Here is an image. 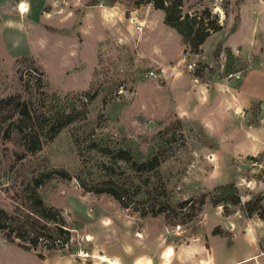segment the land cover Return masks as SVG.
Listing matches in <instances>:
<instances>
[{"label":"rangeland","instance_id":"374dc122","mask_svg":"<svg viewBox=\"0 0 264 264\" xmlns=\"http://www.w3.org/2000/svg\"><path fill=\"white\" fill-rule=\"evenodd\" d=\"M19 1L0 0V97L18 93L23 99L35 100L44 95L41 92L60 97L69 92L77 107H80V99L87 104L82 117L63 127L40 150L21 158L16 155V151L22 149L20 133L13 131L10 138L0 137V206L6 210L11 211L16 206L15 201L32 169L60 167L70 174L66 178L53 176L38 187L43 200L56 212L53 223L69 229L68 241L62 247L47 249L46 242L39 240L36 247L26 250L8 242L0 231V264H90L103 260L120 264L98 254L101 249L97 242L105 244L104 238L113 237L112 225L127 228L141 242L149 236L145 232L148 228L158 243L173 245L175 249L192 241L207 247V234L219 225L224 237L211 238V254L223 260V257L229 259L254 252L256 259L264 264V222H258L262 218L257 213L246 217L241 210L242 202L251 193L264 195V133H259L260 146L254 147L251 153L238 146L243 135L239 129L224 132L210 126L212 131L208 132L197 120L180 118L170 109H162L165 106L162 97L157 102L164 106L150 108L146 93L166 99L167 78L164 71L155 76L149 74L148 70L154 67L159 72V64H150L149 56L145 60L137 54L138 48L142 51L149 48L154 34L139 41L138 36L128 30L133 6L140 4L135 0H95L94 3H89L90 0H22L30 1L31 8L24 3L18 6ZM239 1L186 0L183 8L192 11L208 5L214 12L217 4L219 9L224 8L227 14L235 16ZM52 5L55 10L50 13L62 15L61 22H56L64 26L60 32L52 28L55 23L47 13ZM17 6L21 11L27 9L26 12H20ZM259 8L252 3H240L239 13L250 23H256L258 36L264 38V12ZM86 10L87 29L80 30ZM44 15H50V19ZM222 33L207 39L201 53L203 57L212 56L211 44L223 37ZM176 35L167 37L170 58L181 53L180 38ZM57 37L64 44L56 43L54 38ZM70 42L71 55L66 57ZM57 50L60 53H56ZM221 61L223 67L218 62L220 68L216 65L214 68L221 69L219 74L225 76L236 63L228 56ZM182 65L184 72H190L183 61ZM79 93L81 96H77ZM256 117L254 114L251 121L255 122ZM234 135L238 144L230 141ZM219 138H222L220 142ZM90 142L126 149L140 160L157 154L160 163L149 171L136 172L123 160L111 159L90 147ZM108 176L124 182L131 193H136L135 197L154 195L166 200L174 209L156 215L130 213L109 193L84 190L79 181L82 178L91 182ZM229 181L235 182L241 203L229 204V213L225 214L221 203H213V195L217 185ZM185 198L192 199L191 205L180 209L178 202ZM243 222L258 235V242L251 244L240 234L242 228H236L235 244L229 248L226 239H232L231 229L234 225L241 227ZM84 251L89 254L78 256ZM170 251L168 247L166 252ZM38 252L44 253V258H40ZM206 253V249L200 248L183 264H195L192 263L195 258L204 264L201 258ZM171 264L180 263L172 257ZM235 264L255 262L240 260Z\"/></svg>","mask_w":264,"mask_h":264},{"label":"crops","instance_id":"0c3cea01","mask_svg":"<svg viewBox=\"0 0 264 264\" xmlns=\"http://www.w3.org/2000/svg\"><path fill=\"white\" fill-rule=\"evenodd\" d=\"M20 3H24L31 8L30 1L24 2L20 0L18 6ZM240 3L259 5V9L264 12V0H240L237 5L239 21L236 27L231 29L234 16L227 14L224 8L219 9L216 4L214 12L218 13L220 16L222 27L211 32L201 43V51L198 53L194 52L192 55V59L201 66L202 64H206L202 67V77L195 76L193 74L195 70L192 73L183 71L182 52L184 51L185 44L182 41L181 35L175 28L163 22L164 12L162 9L153 7L150 2L145 3V5L140 3L138 6H133L131 17L134 18V21L129 18L127 28L132 34L138 36L139 41L140 39L144 41L154 34L149 48H146L145 51L138 48L137 54L139 57H144L145 60L149 56V63L159 64L158 66L164 71V77L167 78V80L165 79L166 84L164 87L166 88L164 91L167 93L166 99L162 95L157 97L155 94H150L151 92L146 93V99H149L150 108H152V105L159 109L164 106H160L157 102V99L162 97V102L165 103L162 109L168 108L173 114L180 118L197 120L208 132L212 131L210 126L224 132H227V130L239 129L243 135L238 146L247 148L251 151L254 147L260 146L261 137L259 133H264V116L262 115L264 112V38L258 36L256 23H250L239 13ZM26 10L19 11L26 12ZM53 10H55V8H53L52 5L47 13H52ZM51 13L50 15L53 18L51 20H53L55 24H48H52V28L56 32H60L64 26L56 25V22H61L60 19L62 15L55 13L52 15ZM50 15L44 16L46 19H50ZM87 16L86 10L85 13L82 14L80 30L87 29ZM254 21H256V18H254ZM137 24L142 25L141 30L137 28ZM221 31H223L222 34L224 36L216 38L211 44L212 56L203 57L201 53L207 39ZM176 34H178V36ZM170 35H176L180 38L181 42V53L175 58H170L168 52V43L166 41L167 37ZM59 38L60 37H57V39L54 38V41L56 43L62 41L64 44V41ZM218 43H221V49L216 57L214 55V50ZM68 46V54L66 57L71 55V42ZM57 48H59V46H57ZM227 49L230 50L236 63L233 70L239 69L243 71V75L239 80L226 78L219 74V70L221 69L216 70V68H214V65L218 67L220 61L226 58ZM56 53H60V50H57ZM218 68H220V66ZM254 114L257 117L255 122H252L251 118ZM223 138L225 140L226 135H224ZM220 140H222V138H219L218 142H220ZM230 141H235V144H238L235 135ZM252 152L253 151H251V153ZM258 222H264V219ZM241 224H243L241 227L234 225L233 229H231L233 236L231 242L228 243L229 248L233 247L235 244L237 238L236 234L238 232L236 228H242L240 234L245 236V238L247 237L251 244L254 245L255 242H258V235L251 232L250 226L246 227L244 222ZM119 226L112 225L111 228L114 230L113 237H109L108 239L104 238L105 244L100 245L101 242H97V247L101 249V253L99 252L98 254L113 258L120 264H171L172 257L177 258L178 262L183 264L185 260L192 259V255L198 252L200 248H204L207 251L206 255L201 258L204 264H235L240 260H254L255 264H263L260 260L256 259L257 253L254 252H245L241 257L233 256L229 259L223 257V260H218L216 256L210 252L212 248L211 238L216 236L219 238L224 237L221 234H212L209 232L207 234V247L199 241H192L183 246L181 245V247L177 246L175 249L173 245H165V243L161 242L158 243L156 238L153 239V235L148 228L145 232H147L149 236L145 241L141 242V239L133 232L123 227L120 229ZM168 247H171V251L167 253L166 249ZM79 262L83 263V261ZM192 263L200 264L196 258ZM90 264L109 263L103 260L99 263L95 261Z\"/></svg>","mask_w":264,"mask_h":264},{"label":"trees","instance_id":"16d2710c","mask_svg":"<svg viewBox=\"0 0 264 264\" xmlns=\"http://www.w3.org/2000/svg\"><path fill=\"white\" fill-rule=\"evenodd\" d=\"M90 0L89 3H94ZM186 0H135L136 3L150 2L153 7L160 8L164 12L163 22L173 28L181 35L184 42V51L189 48L192 52L201 51V43L213 31L222 27L218 13L212 12L208 5L194 10H184ZM238 5V2L237 4ZM239 21L236 13L232 28H235ZM221 49L218 43L214 55L217 57ZM227 56H233L227 49ZM202 64L195 69L193 74L202 77ZM229 69V67H227ZM36 97L35 100L23 99L20 94L13 93L0 97V137L10 138L12 132L20 133L21 151H16L18 158L26 153H34L40 150L43 144L52 139L63 127L70 122L83 116L86 110V102L80 99V107L69 97V92L63 96L48 94ZM87 94V93H85ZM81 96V93L79 95ZM91 94L90 97H92ZM90 147L106 154L111 159H121L136 172H146L159 165L160 159L157 154L150 155L145 159L133 157L131 153L123 148H112L107 145H100L95 142L89 143ZM69 172L60 167H47L41 170L32 169L31 175L21 189L17 197L16 206L8 211L0 206V231L3 237L18 246L29 250L36 247L39 240H44L47 249H54L64 246L69 239V229L60 224H54L56 212L43 200L38 187L52 178L59 176L66 178ZM80 185L84 190L94 193L106 192L115 197L121 207L127 208L128 212L138 211L141 215L150 213L156 215L160 212L174 209L166 200L158 199L154 195L144 198L135 197L136 193H131L129 187L124 182L108 176L96 181L87 182L79 178ZM216 193L213 195L214 204H222L223 212L229 213V204L241 203L238 188L233 181L219 184L215 187ZM138 192V191H137ZM264 195L262 193H251L241 204L243 214L248 217L252 213L264 219ZM189 198L178 202L180 209L191 205ZM212 234H222L220 226L215 225ZM231 242L230 239L227 240ZM40 258H44V253L38 252Z\"/></svg>","mask_w":264,"mask_h":264},{"label":"built area","instance_id":"2783aa9c","mask_svg":"<svg viewBox=\"0 0 264 264\" xmlns=\"http://www.w3.org/2000/svg\"><path fill=\"white\" fill-rule=\"evenodd\" d=\"M131 20H134L133 17H131ZM220 20V19H219ZM137 28L138 29H141L142 28V25L141 24H137ZM194 52H192L189 48H187L185 51H183V55H182V61L185 65V68L187 71H190V72H193L197 67L201 66L199 63H197L194 59H192V55H193ZM218 60V59H217ZM220 64L221 66L223 67V61H220ZM154 67V69H149L148 70V73L149 74H152V75H156L158 73L161 74V72H163V69L162 68H159V72H157ZM243 75V71L242 70H232V71H226L225 72V77L226 78H234L236 80H239L241 79ZM89 253L88 252H80L78 253V256H87Z\"/></svg>","mask_w":264,"mask_h":264},{"label":"bare ground","instance_id":"6f19581e","mask_svg":"<svg viewBox=\"0 0 264 264\" xmlns=\"http://www.w3.org/2000/svg\"><path fill=\"white\" fill-rule=\"evenodd\" d=\"M22 8H23V6H21ZM24 9V8H23ZM134 21V20H133ZM112 264H118V263H116V262H112Z\"/></svg>","mask_w":264,"mask_h":264}]
</instances>
